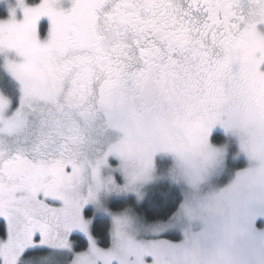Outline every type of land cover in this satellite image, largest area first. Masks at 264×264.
<instances>
[{
    "label": "snow or ice",
    "instance_id": "6c2138e0",
    "mask_svg": "<svg viewBox=\"0 0 264 264\" xmlns=\"http://www.w3.org/2000/svg\"><path fill=\"white\" fill-rule=\"evenodd\" d=\"M0 5V264H264V0Z\"/></svg>",
    "mask_w": 264,
    "mask_h": 264
},
{
    "label": "rangeland",
    "instance_id": "374dc122",
    "mask_svg": "<svg viewBox=\"0 0 264 264\" xmlns=\"http://www.w3.org/2000/svg\"><path fill=\"white\" fill-rule=\"evenodd\" d=\"M5 15H6V12H5L3 6L0 5V17H3V16H5Z\"/></svg>",
    "mask_w": 264,
    "mask_h": 264
}]
</instances>
